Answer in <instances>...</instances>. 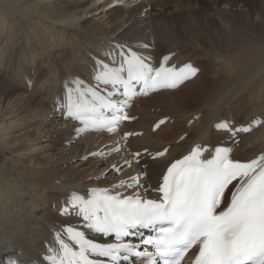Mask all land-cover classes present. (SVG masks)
<instances>
[{
  "label": "bare ground",
  "instance_id": "bare-ground-1",
  "mask_svg": "<svg viewBox=\"0 0 264 264\" xmlns=\"http://www.w3.org/2000/svg\"><path fill=\"white\" fill-rule=\"evenodd\" d=\"M253 3L239 0L234 12L229 5L204 7L199 17L187 13L165 21L153 0H0V47L8 45L0 53V87H11L0 99V264H41L36 258L51 230L76 221L58 214L59 199L74 189L152 194L166 165L196 143L226 140L244 160L264 152V124L234 137L214 128L223 119L235 126L264 121V8ZM125 7L132 10L120 17ZM111 42L134 46L152 59L199 53L208 69L179 89L132 106L140 118L126 131H144L141 136L78 133L79 124L62 121L60 109L54 113L52 100L67 77H95L93 53L120 59L118 44ZM13 50L17 57L7 63ZM33 70L30 90L24 77L31 79ZM168 116L170 122L152 129ZM166 147L160 159L147 156ZM133 177L138 183L129 186ZM89 231L106 242L115 239ZM132 236L142 242L155 238L156 230H133Z\"/></svg>",
  "mask_w": 264,
  "mask_h": 264
},
{
  "label": "snow or ice",
  "instance_id": "snow-or-ice-1",
  "mask_svg": "<svg viewBox=\"0 0 264 264\" xmlns=\"http://www.w3.org/2000/svg\"><path fill=\"white\" fill-rule=\"evenodd\" d=\"M117 47L121 49L120 60L114 58L112 64L119 66L99 61L97 87H86L78 79L71 81L74 87L67 92L63 110L83 125L76 129L78 133L104 128L112 132L122 120L129 119L122 109L137 94L136 85H141L146 95L149 90L174 88L199 72L192 64L178 70L163 65L154 68L131 48L125 54V45ZM169 59L164 57L165 62ZM100 84L111 85L114 91L101 95ZM117 93L127 99L122 103L114 101ZM261 124L264 121L255 120L249 126L234 129L224 121L216 128L234 137ZM205 151L197 145L167 167L155 189L161 194L159 199L122 197L102 190H93L90 199L70 193L63 213L67 214L69 207L77 209L89 230L103 236L114 235L118 242L97 243L69 226L64 232L74 245L65 242L58 232L54 242L58 247H50L44 257L47 264H122L133 257L147 264H181L194 247L198 251L193 264H264V155L244 162L233 159L229 147H216L210 159L202 158ZM132 179L134 184L129 186H136L138 177ZM229 185L233 190L225 201ZM138 229L156 230L155 238L142 241V246H151L154 251H140L139 245L127 242V237ZM101 257L106 259H98Z\"/></svg>",
  "mask_w": 264,
  "mask_h": 264
},
{
  "label": "rangeland",
  "instance_id": "rangeland-1",
  "mask_svg": "<svg viewBox=\"0 0 264 264\" xmlns=\"http://www.w3.org/2000/svg\"><path fill=\"white\" fill-rule=\"evenodd\" d=\"M153 1H155L157 3L156 4L158 7L157 13L161 14V18H163L165 21H169L171 19H174L175 16H177V15H181L184 17L185 14H187V13H190L191 15H193L195 17H199L200 16V9H202L204 7H205V9H207L208 7L212 8L214 6H216V8H221L224 5H229L231 7V10H229V11L234 12L235 10L233 11L232 9L233 8L235 9V7L237 6L236 3L239 2V0H153ZM73 3H74V1H73ZM253 4L255 6H257V8L261 12H263L264 0H254ZM127 10H132V9H128V7L127 8L125 7V9L123 8L121 11L120 17L123 14L127 15L128 14ZM162 13H164V14H162ZM92 19H93V17H92ZM101 21H102V19H99V22H101ZM105 24H107L106 21H105ZM6 29H7V27H6ZM16 41H17V37L15 34V37H14V43L16 44L15 48H17L21 44V41H19L18 43H16ZM6 46H8L7 43L4 44L2 47H0V53L3 50H6ZM197 56H199V53H196L195 59L196 58L200 59ZM16 57H17V55H14V50L12 52L7 53V63L13 59H16ZM204 63H205V65L208 66V63L206 61H204ZM5 66H7V65L5 64ZM7 69L8 68L5 67L3 69V72H6ZM9 73H11V72H9ZM29 73H30L32 79H33V76L36 75V72L34 70L29 72ZM14 75H16V72L14 73ZM19 85H20V83H19ZM10 89H11V87H7V88L0 87V99L4 96L3 93L6 92L7 90H10ZM31 89H34V87ZM10 95H11V93L9 92L8 96H10ZM53 111L55 113L56 109L53 108Z\"/></svg>",
  "mask_w": 264,
  "mask_h": 264
}]
</instances>
